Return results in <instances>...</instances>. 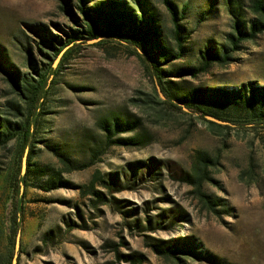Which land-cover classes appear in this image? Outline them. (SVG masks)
Segmentation results:
<instances>
[{
	"label": "rangeland",
	"instance_id": "rangeland-1",
	"mask_svg": "<svg viewBox=\"0 0 264 264\" xmlns=\"http://www.w3.org/2000/svg\"><path fill=\"white\" fill-rule=\"evenodd\" d=\"M69 1L72 7L77 3ZM170 1L182 17L186 50L168 69L196 65L206 48L220 50L235 19L228 5L240 7L243 27L252 18L248 0ZM143 2L171 41L163 0ZM54 24L71 25L57 0H0V70L22 75L39 66L35 41L57 34ZM95 43L88 41L71 55L43 102L32 162L58 172L63 187L43 191L37 186L47 176H30L16 264H133L129 257L139 256L141 264H175L149 246L167 240L201 244L199 258L185 257V264H264V129L242 115L216 122L172 109L125 42ZM233 58L196 79L174 78V87L264 86V34L242 43ZM17 102L0 71V114L14 122L9 104ZM113 118L120 123L139 119L143 145L108 144L99 123ZM135 133L118 132L115 138ZM18 151V138L0 146V255L7 251L9 178ZM198 153L216 162L207 168L211 181L202 188L218 204L215 211L207 210L184 182L185 174H197ZM58 155L75 170H65ZM93 175L98 197L80 188Z\"/></svg>",
	"mask_w": 264,
	"mask_h": 264
},
{
	"label": "trees",
	"instance_id": "trees-1",
	"mask_svg": "<svg viewBox=\"0 0 264 264\" xmlns=\"http://www.w3.org/2000/svg\"><path fill=\"white\" fill-rule=\"evenodd\" d=\"M59 9L71 21L70 26L61 27L54 24L58 32L36 42V52L39 57V66H32L28 73L19 74L13 70L1 69L6 80L12 88V92L18 97L19 102L10 103V109L16 120L12 122L0 114V146L5 147L8 142L18 138L19 151L14 171L9 178L11 189V210L9 214V228L7 233V251L0 255V264H12L15 255V243L17 234L24 218L25 190L29 186L30 176L40 180L47 176V181L37 187L43 191H50L63 187L60 174L50 171L46 167H40L32 162L34 135L41 121L43 102L46 99L50 85L57 78L64 64L73 53L81 49L88 41L96 40L95 44L102 41L125 42L140 61L148 75L160 86L161 93L165 97V103L172 109L181 111L182 108L199 115L208 116L219 121H232V116H245L247 122L253 126L264 129V86L254 83L243 84L240 87H193L182 91L174 87V78L189 77L196 79L199 75L207 74L215 66H226L234 61L233 53L240 51L242 43L252 42L261 34H264V0H248V11L252 18L248 27H243L239 6H229L228 11L235 18L231 31L224 35V44L220 50L206 48L199 55L196 65L180 68L167 67L174 61L181 60L185 55L186 43L180 26L181 16L170 0H163L171 17L172 29L169 41L165 36L161 25L157 22V16L149 11L142 0H131L135 7H130L125 0H98L96 4L88 5V0H77L72 7L69 0H57ZM188 8L184 4L183 12ZM59 57L56 66L53 62ZM225 112L228 116H224ZM224 114V115H223ZM209 125L218 126L212 121ZM141 126L139 119L131 122L120 123L118 118L101 120L100 129L106 134L108 144L123 147H135L143 145L144 136L137 132ZM118 132L134 133L129 138H115ZM26 168L21 173L22 158L25 150ZM59 161L65 170H75L71 162L64 155H58ZM216 162L203 153H198L197 163L193 166L194 173H187L184 182L193 186V194L207 209L215 211L218 204L205 192L203 184L211 181L207 176V168ZM93 175L92 181L87 186H81L82 194H92L98 197L95 191ZM97 180H99L97 178ZM41 183L40 181H38ZM23 188V190H22ZM157 256L172 260L175 264H185V257L199 258L198 249L200 243L177 242V240L161 241L159 244L149 245ZM133 264H141L142 256L129 257Z\"/></svg>",
	"mask_w": 264,
	"mask_h": 264
},
{
	"label": "water",
	"instance_id": "water-1",
	"mask_svg": "<svg viewBox=\"0 0 264 264\" xmlns=\"http://www.w3.org/2000/svg\"><path fill=\"white\" fill-rule=\"evenodd\" d=\"M96 40L94 41H89V42H95ZM60 55L58 56V58L54 61L53 63V66H55V63L58 61ZM209 120H213V121H216V122H220L214 118H211V117H207ZM25 168H26V150H25V153H24V156L22 158V167H21V173L23 174V172L25 171ZM19 233L17 234V237H16V243H15V252L17 251L18 249V246H19ZM12 264H16V254L14 255L13 257V260H12Z\"/></svg>",
	"mask_w": 264,
	"mask_h": 264
}]
</instances>
